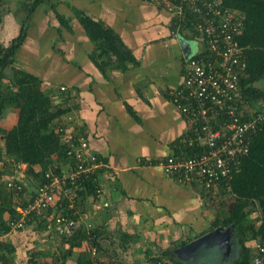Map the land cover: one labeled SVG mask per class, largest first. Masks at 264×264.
Returning <instances> with one entry per match:
<instances>
[{
  "label": "crops",
  "instance_id": "0c3cea01",
  "mask_svg": "<svg viewBox=\"0 0 264 264\" xmlns=\"http://www.w3.org/2000/svg\"><path fill=\"white\" fill-rule=\"evenodd\" d=\"M24 2L0 0V33L7 30L10 39L19 32L13 35L11 29L17 24L20 29L25 18ZM74 9L111 30L133 60L118 62L108 52L98 56L97 45ZM176 15L161 0H52L32 13L16 54L15 66L39 77L54 104L61 103L62 93L72 97L67 103L70 110L60 120L72 118L75 129L87 139L88 154L101 164L93 177L102 194L86 197L79 228L86 229L90 222L103 230L98 240L109 251L113 235L126 230L132 236L124 252L127 260L117 263V257H110L108 264H141L151 257L173 264L163 255L169 250L179 264H192L193 257L201 258L212 249L221 255L224 251L225 260L232 253V247L227 252L218 245L182 249L211 231L214 207L201 187L179 184L158 165L159 159L176 152L175 144L187 127L169 92L182 82L189 58L205 50L198 32L174 20ZM16 121L17 111L7 108L0 125L10 128ZM33 168L41 170L40 165ZM24 169H16L14 176L24 174ZM22 176V198L27 201L38 184ZM43 217L0 235V264H32V260L84 264L88 260L86 240L70 249L65 242L52 245ZM4 218H9L7 213ZM68 251L64 259L62 254Z\"/></svg>",
  "mask_w": 264,
  "mask_h": 264
},
{
  "label": "trees",
  "instance_id": "16d2710c",
  "mask_svg": "<svg viewBox=\"0 0 264 264\" xmlns=\"http://www.w3.org/2000/svg\"><path fill=\"white\" fill-rule=\"evenodd\" d=\"M51 1L25 0L23 3L25 18L18 34L6 44H0V118L7 108H14L17 111V121L10 128L0 125V235L10 229L8 221L16 217L15 207L28 201L22 198L25 192L24 186L22 190L9 188L5 184L6 181L12 178L16 181L17 177L21 178L25 174L26 178L41 184L51 177L50 174L49 177L46 176L51 170L58 176L64 177L67 175L69 164L74 163L66 152L67 147L61 135L54 129L55 121L60 120L63 114L70 110L67 103L72 97L62 93L61 103L54 104L51 96L41 88L39 77L15 66L16 54L26 38L32 13L40 4ZM168 1L172 4L180 2V0ZM222 2L223 5L236 8L244 14V26L239 37L247 62V77L242 80L243 93L253 103L264 101V87L255 84L264 80V0H222ZM51 7L61 23L66 24L67 20L64 16L56 11V5L51 4ZM73 13L81 21L90 39L97 45L95 53H98V56L108 52L114 55L118 62L126 58L133 60L130 52L111 30L102 27L98 22L75 9ZM190 16L187 13L184 17L175 16L174 20L185 25L189 24ZM18 163L25 164L24 174L14 176L16 170L14 165ZM34 165H40L41 170L36 172ZM93 175L77 177L74 179V184L71 183L70 178H65L66 187L71 189L75 187L76 209H68V197L62 199L63 208L74 218L83 214L82 208L86 197L95 195ZM22 182L24 185L23 180ZM202 193L205 194L204 191ZM204 196L209 203L217 204L210 230L232 226V253L226 264H253L255 256H259L264 264V251L256 255L254 245L264 246V123L253 136L240 171L230 181V190L227 191L222 187L214 196ZM230 197L232 201L228 200ZM75 210L77 213H74ZM253 212L257 213L255 218L251 217ZM4 213L9 216L7 220L3 219ZM38 216L42 215L33 214L31 218ZM47 224L45 221L44 229L47 228ZM75 232L71 236L63 237V242L69 245V249L80 246L81 241L86 240L87 247H96L101 255L115 253L109 254L112 258L124 253L127 250L126 245L132 239L126 230L113 235L118 244L109 252L98 240L104 234V231L100 232L98 227L91 225L90 228H79ZM112 241L114 243V239ZM89 248L85 252L88 260L84 264H91ZM69 253L68 251L62 254L64 259ZM163 255L169 256L173 264H179L173 251L169 250ZM147 261L151 264L158 262L161 264V257H151ZM32 262L39 264L35 260ZM108 262L103 261L104 264Z\"/></svg>",
  "mask_w": 264,
  "mask_h": 264
},
{
  "label": "built area",
  "instance_id": "2783aa9c",
  "mask_svg": "<svg viewBox=\"0 0 264 264\" xmlns=\"http://www.w3.org/2000/svg\"><path fill=\"white\" fill-rule=\"evenodd\" d=\"M161 2L178 16L191 15L189 25L204 41L205 50L189 58L182 82L169 92L187 127L175 144L176 152L159 159L158 165L179 184L199 186L204 195L214 196L222 187L230 190V181L240 171L253 136L264 123V101L253 103L242 90V80L247 77L244 47L239 41L244 14L223 5L222 0ZM54 129L61 135L74 163L69 164L64 177L52 170L47 173L46 176L51 177L33 189L31 199L15 207L17 215L9 219L10 229H23L33 214H41L48 221V233L55 230L68 237L84 221L83 214L74 218L64 211L63 197L69 198L68 209H76L75 187H66L65 178H70L74 184V179L93 174L101 164L94 155L88 154L87 139L75 129L70 116L56 121ZM14 167L21 171L25 164L18 163ZM22 183V178L17 177L16 181L12 178L5 184L22 190ZM101 194L102 188L96 185L95 196ZM91 225L90 222L85 224L88 228ZM254 245L256 255L264 251V246ZM89 252L91 264L108 261L109 257L101 255L94 246ZM253 264H262L261 258L255 256Z\"/></svg>",
  "mask_w": 264,
  "mask_h": 264
},
{
  "label": "rangeland",
  "instance_id": "374dc122",
  "mask_svg": "<svg viewBox=\"0 0 264 264\" xmlns=\"http://www.w3.org/2000/svg\"><path fill=\"white\" fill-rule=\"evenodd\" d=\"M51 3V2H50ZM50 3H48L50 5ZM53 10V9H52ZM57 11V9H56ZM1 12V11H0ZM11 19V18H10ZM17 28H10L11 31H14L13 35H16V33L18 32L19 30V25L17 24ZM2 30H0L1 32ZM13 37V36H12ZM8 39H10V34L7 30H5L3 33H0V44H4V42H7ZM6 44V43H5ZM256 86L258 87H264V80H261V81H258L257 83H255ZM229 197V196H228ZM229 201H232V197H230L228 199ZM216 205L217 204H210V206H213L214 208V211H216ZM213 214V213H212ZM257 216V213L256 212H253L251 214V217L252 218H255ZM53 236V238L51 237V239H49L48 241L52 244V245H56V243H59V244H62L63 243V240H64V236L58 234L57 232H55L54 234H51ZM114 239V243H113V240ZM111 244L109 245L110 248H112L113 246H116L118 243H117V240H116V237L115 238H111ZM113 249V248H112ZM110 252V251H109ZM212 252V253H211ZM209 254H204V255H201L200 257L201 258H195L193 257V259H191L190 263L192 264H226V261L228 260H225V257L223 255H221V252L219 251H216V250H213L211 251ZM109 254H115V253H107L106 255L109 257L108 260L110 259V255ZM106 256V257H107ZM116 259V258H115ZM126 261V257L124 255V253H121V254H117V263H122V261ZM124 261V262H125ZM198 261V262H197ZM141 262V260L139 261ZM64 263V262H63ZM115 263V262H113Z\"/></svg>",
  "mask_w": 264,
  "mask_h": 264
},
{
  "label": "water",
  "instance_id": "95a60500",
  "mask_svg": "<svg viewBox=\"0 0 264 264\" xmlns=\"http://www.w3.org/2000/svg\"><path fill=\"white\" fill-rule=\"evenodd\" d=\"M231 238H232V226L216 227L210 232H207L202 236L190 241L182 249L185 248L191 249L198 245L204 244L207 246L218 245L220 247H225L226 251L228 252L232 245Z\"/></svg>",
  "mask_w": 264,
  "mask_h": 264
},
{
  "label": "flooded vegetation",
  "instance_id": "af4514ba",
  "mask_svg": "<svg viewBox=\"0 0 264 264\" xmlns=\"http://www.w3.org/2000/svg\"><path fill=\"white\" fill-rule=\"evenodd\" d=\"M231 242H232V241H231ZM224 248H225V247H224ZM223 253H224L223 256L225 257L226 254H225L224 251H223ZM227 258H231V253H229V255H227ZM225 259H226V258H225Z\"/></svg>",
  "mask_w": 264,
  "mask_h": 264
}]
</instances>
